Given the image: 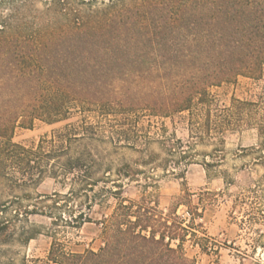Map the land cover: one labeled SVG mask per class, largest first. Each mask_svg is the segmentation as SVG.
Instances as JSON below:
<instances>
[{
	"label": "trees",
	"instance_id": "16d2710c",
	"mask_svg": "<svg viewBox=\"0 0 264 264\" xmlns=\"http://www.w3.org/2000/svg\"><path fill=\"white\" fill-rule=\"evenodd\" d=\"M33 12V24L10 15L0 20V183L7 188L59 171L71 174L72 190L85 193L99 182L106 188L107 173L95 177L92 170L99 165L95 143L138 150L134 141L129 145L128 116L147 112L171 118L198 104L205 105L209 139L212 132L255 128L259 142L243 151L258 153L264 167V0H50ZM238 77L262 82L256 99L233 97L211 113L209 88ZM72 109L93 114L96 123L109 115L120 122L106 134L84 118L55 130L36 150L12 142L17 126L59 122ZM190 121L196 128L193 116ZM43 145L45 163L35 166L33 157ZM74 145L84 148L74 153ZM55 147L64 153L55 154ZM163 148L174 156L169 142ZM101 223L104 239L96 250L59 258L51 248L50 259L59 264H195L182 248L186 229L175 220Z\"/></svg>",
	"mask_w": 264,
	"mask_h": 264
},
{
	"label": "rangeland",
	"instance_id": "374dc122",
	"mask_svg": "<svg viewBox=\"0 0 264 264\" xmlns=\"http://www.w3.org/2000/svg\"><path fill=\"white\" fill-rule=\"evenodd\" d=\"M49 1L0 0V20L10 15L14 21L33 24V9L43 10ZM261 87L262 82L238 77L233 83L209 88L211 113L227 107L233 97L256 99ZM92 115L72 109L59 122L35 120L30 128L17 126L11 140L36 150L55 130L81 124L84 118L106 134L120 122L118 116L109 115L96 123ZM128 117L129 145L134 141L138 150L107 143L92 146L99 163L92 170L95 177L107 173L106 188L99 182L86 194L72 190L71 174L65 177L62 171L57 176L43 172L36 182L13 189L0 183L4 211L0 213V264H59L50 259L51 248L59 258L63 253L96 250L104 239L103 219L175 220L186 229L182 248L195 264H264V167L258 153L243 151L259 142L256 129L212 132L209 139L205 105L200 104L171 118L147 112ZM165 141L174 147V156L166 155ZM43 146L33 157L35 166L45 163L48 148ZM83 148L74 145L72 151ZM53 151L64 153L61 147ZM33 173L37 177L38 168Z\"/></svg>",
	"mask_w": 264,
	"mask_h": 264
}]
</instances>
